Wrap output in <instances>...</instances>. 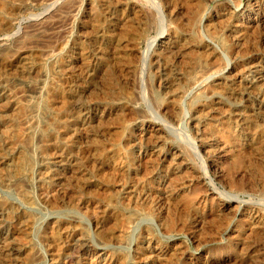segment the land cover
<instances>
[{"label": "rangeland", "instance_id": "1", "mask_svg": "<svg viewBox=\"0 0 264 264\" xmlns=\"http://www.w3.org/2000/svg\"><path fill=\"white\" fill-rule=\"evenodd\" d=\"M254 2L261 6L260 25L241 13ZM262 6L264 0H0V264H264V99L258 96L264 86ZM124 16L127 24L119 21ZM102 34H109V39H102ZM159 37L180 45L179 53L160 52ZM95 46L104 50V59L96 57ZM158 55L163 58L160 64L170 69L156 68ZM181 61L186 63L180 67ZM87 66L96 69L93 81ZM179 73L184 78L177 94L159 87L161 79L176 83ZM245 78H255L252 88H246ZM95 79L101 84L82 94L83 80ZM58 87L69 95L59 94ZM121 94L132 101L134 112L116 111L94 121V110L115 111ZM168 95L173 97L166 104ZM48 109L58 113L54 121H64L65 126L57 130L41 159L35 142ZM174 111L178 119L173 124L168 119ZM195 114L204 122L202 143L209 150L205 153L191 127ZM79 117L85 124L77 121ZM153 128L183 155L182 161L174 162V170L167 162L142 156L145 141L140 129ZM152 168L159 171L158 177L148 178ZM53 176L61 181L54 182ZM171 188L175 193L168 196ZM228 201L237 202L229 204L231 213L219 212L218 205ZM151 208L159 215L153 216ZM82 239L85 244L74 249L75 241ZM233 239L244 248L253 247L258 258L240 261ZM219 252H229L226 261L214 259Z\"/></svg>", "mask_w": 264, "mask_h": 264}, {"label": "bare ground", "instance_id": "2", "mask_svg": "<svg viewBox=\"0 0 264 264\" xmlns=\"http://www.w3.org/2000/svg\"><path fill=\"white\" fill-rule=\"evenodd\" d=\"M48 1H50V0H48ZM120 1V0H119ZM123 1H125V0H123ZM165 1V0H164ZM168 1V0H167ZM170 1V0H169ZM115 2V1H114ZM258 2V1H257ZM77 3V2H76ZM117 2H115V4H116ZM123 3V2H122ZM129 3V2H128ZM164 3H166V2H164ZM169 3V2H168ZM126 4V3H125ZM249 4V3H248ZM263 4V3H262ZM2 5H4V4H2ZM7 5V4H6ZM118 5V4H117ZM124 5V4H123ZM122 5V6H123ZM130 5V4H129ZM93 6V5H92ZM134 6V5H133ZM133 6H131V7H133ZM166 6H169V5H166ZM90 7H91V5H90ZM89 7V8H90ZM119 7V6H118ZM127 7V6H126ZM165 7V6H164ZM170 7V6H169ZM263 7V6H262ZM114 8V7H113ZM128 8V7H127ZM126 8V9H127ZM159 8H160V6H159ZM168 8V7H167ZM264 8V7H263ZM92 9H93V7H92ZM92 9H90V10H92ZM96 9V8H95ZM110 9V8H109ZM124 9V8H123ZM132 9V8H131ZM175 9V8H174ZM3 10V9H2ZM111 10V9H110ZM130 10V9H129ZM128 10V11H129ZM133 10H135L134 8H133ZM165 10V9H164ZM173 10V9H172ZM68 11V10H67ZM140 11V10H139ZM171 11V10H170ZM260 11V12H259ZM93 12V11H92ZM108 13H109V11H107ZM123 12V11H122ZM130 12V11H129ZM150 12V11H149ZM155 12V11H154ZM160 12H161V9H160ZM172 12V11H171ZM170 12V13H171ZM189 12V11H188ZM90 13H91V11H90ZM137 13V12H136ZM139 13V12H138ZM153 13V12H152ZM156 13V12H155ZM159 13V12H158ZM166 13H168V12H166ZM179 13V12H178ZM242 14L243 13H246L247 15H248V19L250 20L249 22L251 23V24H253V25H260V23L262 22V16H261V6H259L256 2H254V3H252L251 5H249V6H247L246 8H245V10L244 11H242L241 12ZM258 13H260L259 15V18H257V19H254V20H251L252 19V15H258ZM10 14V13H9ZM107 14V13H106ZM110 14V13H109ZM114 14V13H113ZM176 14V13H175ZM191 14V13H190ZM92 15V14H91ZM112 15V14H111ZM125 15V14H124ZM133 15V14H132ZM140 15V14H139ZM141 15H142V13H141ZM119 16V15H118ZM117 16V17H118ZM160 16V15H159ZM179 16V15H178ZM198 16V15H197ZM233 16V15H232ZM237 16V15H236ZM92 17V16H91ZM108 17V16H107ZM131 17V16H130ZM172 17V16H171ZM184 17V19H185V16H183ZM49 18V17H48ZM113 18H115V17H113ZM137 18V17H136ZM138 18H139V16H138ZM143 18V17H142ZM142 18H139V19H142ZM145 18V17H144ZM146 18H147V16H146ZM145 18V19H146ZM149 19H150V17H148ZM173 18V17H172ZM237 18H238V16H237ZM244 18V17H243ZM255 18V17H254ZM187 19V18H186ZM236 19V18H235ZM247 19V20H248ZM142 20H144V19H142ZM103 21V20H102ZM106 21V20H105ZM111 21V20H110ZM119 21H121V22H123V24H125L126 22H127V20H126V18H125V16H124V18H119ZM150 21H151V19H150ZM189 21H190V19H189ZM113 22V21H112ZM163 22V21H162ZM196 22V21H195ZM231 22V21H230ZM110 23V22H109ZM128 23V22H127ZM126 23V24H127ZM146 23H148V22H146ZM1 24V23H0ZM129 24H130V22H129ZM190 24H192V22L190 23ZM251 24H249V25H251ZM46 25V24H45ZM230 25H231V23H230ZM50 26V25H49ZM107 26V25H106ZM111 26V25H110ZM113 26V25H112ZM111 26V27H112ZM115 26V25H114ZM118 26V25H117ZM123 26V25H122ZM126 26V25H125ZM240 26V25H239ZM59 27V26H58ZM103 27V26H102ZM42 28V27H41ZM110 27H108V29H109ZM122 28V27H121ZM123 28H125V27H123ZM120 29V28H119ZM119 29H118V32H119ZM125 29H127V28H125ZM100 30V29H99ZM105 30V29H104ZM107 30V29H106ZM130 30V29H129ZM122 31V30H121ZM125 31V30H124ZM124 31H122V32H124ZM97 32V31H96ZM106 32V31H105ZM111 32V31H110ZM114 32V31H113ZM128 33V32H127ZM97 34H98V32H97ZM110 34V33H109ZM109 34H102V36H101V38L102 39H104V40H108L109 39ZM125 34H126V32H125ZM124 34V35H125ZM132 34V33H131ZM122 35H123V33H122ZM121 35V36H122ZM128 35V34H127ZM136 35V34H135ZM118 36V35H117ZM132 36V35H131ZM142 36V35H141ZM236 36H238V35H236ZM244 36V35H243ZM94 37H96V36H94ZM127 37H129V36H127ZM239 37V36H238ZM93 38V37H92ZM97 38H99V37H97ZM114 38V37H113ZM116 38V37H115ZM132 38V37H131ZM133 38H134V36H133ZM132 38V39H133ZM143 38V37H142ZM174 38H176V37H174ZM95 39V38H94ZM93 39V40H94ZM126 39V38H125ZM125 39H123V43H124V41L126 42L127 40H125ZM134 39H136V38H134ZM137 39H139L138 37H137ZM241 39V38H240ZM246 39H248V38H246ZM103 40V41H104ZM130 40V39H129ZM156 40V39H155ZM155 40H153L152 42H154ZM239 40V39H238ZM18 41H19V39H18ZM114 41V40H113ZM174 41V40H173ZM21 42V41H20ZM25 42H27V41H25ZM89 42V41H88ZM97 42V41H96ZM129 43L131 42V41H128ZM132 42H133V40H132ZM132 42H131V44H132ZM135 42H136V40H135ZM134 42V43H135ZM151 42V43H152ZM17 43V42H16ZM92 43V42H91ZM114 43V42H113ZM116 43V42H115ZM151 43H150V45H151ZM158 43H159V49H160V52H162L164 55H166V54H170L171 52H173V51H177V53H179V51H180V49L178 48L179 46H177V45H175L173 42L171 43L167 38H164V37H159L158 38ZM63 44V43H62ZM100 45H101V43H99ZM108 44V43H107ZM106 44V45H107ZM21 45V44H20ZM25 45V44H24ZM23 45V46H24ZM98 45V44H97ZM113 45V44H112ZM114 45H116V44H114ZM130 45V44H129ZM136 45V44H135ZM92 46V45H91ZM99 46V45H98ZM120 46V45H119ZM238 46V45H237ZM96 47V46H95ZM116 47V46H115ZM123 47V46H122ZM128 47H130V48H132V46H128ZM21 48V47H20ZM84 48V47H83ZM97 48V51L95 52V51H93V52H95V54H96V57H98V58H100L101 60L102 59H104V57H105V52H103V51H101L100 49H98V47H96ZM100 48V47H99ZM134 48V47H133ZM135 48H136V46H135ZM37 49V48H36ZM87 49V48H86ZM104 49V48H103ZM117 49V48H116ZM38 50V49H37ZM93 50V49H92ZM110 50V49H109ZM127 50V49H126ZM131 50V49H130ZM133 50V49H132ZM15 51V50H14ZM77 51V50H76ZM88 51V50H87ZM118 51V50H117ZM120 51V50H119ZM19 52V51H18ZM29 52V51H28ZM115 52V51H114ZM125 52V50L122 52V55L124 56L125 54H123ZM183 52V51H182ZM11 53V52H10ZM13 53H15V52H13ZM20 53V52H19ZM26 53V52H25ZM50 54H51V52H49ZM49 53H48V55H49ZM82 53V52H81ZM117 53V52H116ZM121 53V52H120ZM127 53V52H126ZM161 53V54H162ZM166 53V54H165ZM176 53V52H175ZM78 54H80V53H78ZM87 54V53H86ZM112 54H113V52H112ZM115 54V53H114ZM129 54H131V53H129ZM16 55H19L18 53L16 54ZM25 55V54H24ZM83 55H85V54H83ZM89 56H90V54H88ZM117 55H119L118 53H117ZM117 55H116V57H114V58H116L117 59ZM127 55V54H126ZM125 55V56H126ZM139 55V54H138ZM160 55V54H159ZM158 55V56H159ZM172 55V54H171ZM174 55V54H173ZM181 55V54H180ZM179 55V56H180ZM14 56V55H13ZM23 56V55H22ZM29 56V55H28ZM31 56V55H30ZM29 56V57H30ZM44 56V55H43ZM45 56H46V54H45ZM51 56V55H50ZM109 56V55H108ZM121 56V55H120ZM119 56V57H120ZM157 56V57H158ZM163 56V55H162ZM184 56H186V55H184ZM15 57V56H14ZM17 57V56H16ZM27 57V56H26ZM34 57V56H33ZM81 57V56H80ZM85 57H87L86 55H85ZM95 57V56H94ZM111 57V56H110ZM156 57V56H155ZM156 57V60H155V65H156V68L157 67H160L161 68V66H162V64H160V63H162V60H163V58L161 57V56H159L158 58ZM162 58V60H161V58ZM22 58V57H21ZM21 58H19L18 57V59H21ZM90 59L88 60V61H90L91 60V56L89 57ZM181 58H183V55H182V57ZM25 59V58H24ZM110 59V58H109ZM144 59V58H143ZM263 59H264V55H263ZM169 60V59H168ZM41 61V60H40ZM106 61V60H105ZM188 61V60H187ZM258 61V60H257ZM26 62H27V60H26ZM83 62H84V60H83ZM91 62V61H90ZM89 62V63H90ZM96 62V61H95ZM94 62V63H95ZM169 62L170 61H168V64H169ZM185 62V61H184ZM184 62H182L181 61V65H180V67L183 65V64H185ZM261 62L263 63V61L261 60ZM40 63V62H39ZM66 63H67V61H66ZM86 63H87V61H86ZM93 63V62H92ZM106 63V62H105ZM104 63V64H105ZM193 63V62H192ZM258 63V62H257ZM260 63V62H259ZM19 64V63H18ZM24 64V63H23ZM61 64V63H60ZM80 64V63H79ZM82 64V63H81ZM166 64V63H165ZM171 64V63H170ZM194 64V63H193ZM57 65V64H56ZM70 65V64H69ZM85 65V64H84ZM88 65V64H87ZM258 65V64H257ZM262 65H264V64H262ZM81 66H83V65H81ZM86 66V65H85ZM99 66V65H98ZM165 66H167V64L165 65ZM165 66L163 67L164 69H166L165 68ZM256 66V65H255ZM57 67H59L60 69L62 68V67H60V66H58L57 65ZM65 67V66H64ZM96 67V66H95ZM100 67V66H99ZM103 67V66H102ZM106 67H107V65H106ZM109 67V66H108ZM170 65H169V67L167 66V68H169L170 69ZM191 67V66H190ZM51 68H53V65H52V67ZM58 68V69H59ZM105 68V67H104ZM176 68V67H175ZM38 69V68H37ZM57 69V68H56ZM55 69V70H56ZM59 69V70H60ZM85 68L83 67V69H82V73H83V70H84ZM103 69V68H102ZM172 69V68H171ZM174 69V68H173ZM179 69V68H178ZM185 69H187V68H184V70ZM256 69V68H255ZM260 68H258L257 69V72H258V70H259ZM43 70V69H42ZM54 70V69H53ZM62 70V69H61ZM71 70V69H70ZM73 70V69H72ZM101 70V69H100ZM99 70V71H100ZM191 70V69H190ZM35 71V70H34ZM38 71V70H37ZM51 71V70H50ZM63 71H65V68H64V70ZM67 71V70H66ZM103 71V70H102ZM101 71V72H102ZM105 71V70H104ZM162 71V70H161ZM168 71V70H167ZM174 71V70H173ZM177 71V70H176ZM183 71V70H182ZM187 70H185L184 72H186ZM210 71V70H209ZM256 71V70H255ZM262 71V70H261ZM57 72V71H56ZM73 72V71H72ZM71 72V73H72ZM96 72V69H93V67H89V66H87L86 67V73H87V76H88V78L89 79H91V81H93L92 79H94V77L95 76H93V74ZM181 72V71H180ZM208 72V71H207ZM39 73V72H38ZM61 73V72H60ZM64 73V72H63ZM70 73V72H69ZM70 73V74H71ZM167 73V72H166ZM204 73V72H203ZM206 73V72H205ZM254 73V72H253ZM252 73V74H253ZM262 73V72H261ZM56 74V73H55ZM58 74V73H57ZM75 74V73H74ZM96 74V73H95ZM94 74V75H95ZM168 74V73H167ZM173 74V73H172ZM175 74V73H174ZM190 74H192V73H190ZM251 74V73H250ZM258 74H260V73H258ZM76 75V74H75ZM74 75V76H75ZM83 75V74H82ZM105 75V74H104ZM108 75H110V74H108ZM171 75V74H170ZM185 75H187V73L185 74ZM249 75V74H248ZM257 75V74H256ZM264 75V74H263ZM56 76V75H55ZM71 76V75H70ZM73 76V75H72ZM83 76H85V74L83 75ZM86 76V77H87ZM99 76H100V74H99ZM174 77H175V75H173ZM172 76V77H173ZM60 77V76H59ZM81 77V76H80ZM85 77V78H86ZM98 77V76H97ZM103 77V76H102ZM108 77V76H107ZM164 77V76H163ZM162 77V78H163ZM170 77V76H169ZM262 77V76H261ZM264 77V76H263ZM262 77V78H263ZM54 78V77H53ZM61 78V77H60ZM72 79H73V77H71ZM87 78V79H88ZM110 77H108V79H109ZM184 78V75H180V73L179 74H177L176 75V78H175V80L174 81H176V83L174 82V83H172V85H169L168 84V82H170L168 79V82L167 81H165L164 79V81H162V79L161 78H159V79H161L160 81L158 80V85H159V87H162L164 90H167L169 93L170 92H172L173 94V96L175 95V94H177V92L178 91H180L179 90V87H178V84L180 83V81L182 80ZM52 79V78H51ZM56 79V78H55ZM76 78H74L73 80H75ZM81 79H83V77L81 78ZM99 79V78H98ZM172 79V78H171ZM255 79V78H254ZM254 79H243V82H244V84H245V86H246V88H252V86L254 85V83L256 82ZM259 79V78H258ZM53 80V79H52ZM58 80V79H57ZM60 80V79H59ZM72 80V81H73ZM103 80H104V82L106 81L104 78H103ZM78 81V80H77ZM90 80L87 82V81H84L83 80V82H85L86 83V86H84L83 88H84V90H83V92H82V94L83 93H85V94H87V93H89V91H90V89H91V86H95L96 85V87H98V85L99 84H101V83H99L98 84V81L95 79L94 80V82H91ZM55 82V81H54ZM53 82V84L52 85H50V86H52V88H54V87H56V84ZM58 82V81H57ZM60 82V81H59ZM109 82H111V81H109ZM183 82V81H182ZM223 82V81H222ZM258 82V81H257ZM52 83V82H51ZM259 83L261 84V82H260V80H259ZM50 84V83H49ZM82 84H84V83H82ZM82 84H80L81 85V87H82ZM104 85H106V84H109V83H103ZM220 85V84H219ZM61 86V85H60ZM71 86V85H70ZM69 86V87H70ZM107 86V85H106ZM105 86V87H106ZM171 86V87H170ZM261 86H263V82H262V85ZM260 86V87H261ZM77 87H79V86H77ZM100 87V86H99ZM103 87V86H102ZM108 87V86H107ZM106 87V88H107ZM110 87V86H109ZM256 87H257V84H256ZM60 90V92L61 93H59V94H62L63 92L61 91V90H63V88L61 89L60 87H58ZM73 88V87H72ZM71 88V89H72ZM104 88V87H103ZM112 88V87H111ZM255 88V87H254ZM55 89H57V88H55ZM66 89H68V88H66ZM70 89V90H71ZM93 89V88H92ZM95 89H97V88H95ZM100 89V88H99ZM108 89V88H107ZM209 89H211V87L209 88ZM259 89V88H258ZM50 90H52V91H54L53 89H50ZM49 90V91H50ZM65 90V89H64ZM73 90V89H72ZM76 90V89H75ZM79 90V89H78ZM106 90V89H105ZM105 90H104V93H106V92H108V91H106L105 92ZM260 90V92H258L259 94H258V96L259 97H261L262 99H264V86L262 87V88H260L259 89ZM1 91V90H0ZM58 91V92H59ZM66 91L67 90H65V93H66ZM80 91H81V89H80ZM79 91V92H80ZM91 91H93V90H91ZM167 91H165V92H167ZM182 91V90H181ZM213 91V90H212ZM48 92V91H47ZM94 92V91H93ZM165 92H163V93H165ZM167 92V93H168ZM246 92V91H245ZM251 92V91H250ZM253 92V91H252ZM65 93L64 94H62V95H65ZM101 93H102V91H101ZM255 93V92H254ZM49 94V93H48ZM66 94H68L69 95V93H66ZM73 94V93H72ZM75 94V93H74ZM73 94V95H74ZM210 94V93H209ZM209 94H207L208 96H209ZM12 95V94H11ZM58 95V94H57ZM109 95H110V93H109ZM109 95H108V97H109ZM122 95V94H121ZM171 95V94H170ZM170 95H168V96H170ZM60 96V95H59ZM67 95H65L64 97H66ZM77 96V95H76ZM76 96H74V97H76ZM103 96V95H102ZM106 96L107 95H105V99H106ZM112 95H110V97H111ZM117 96V95H116ZM119 96H120V94H119ZM122 96H124V95H122ZM167 96V97H168ZM172 96V97H173ZM214 96H216V95H214ZM52 97V96H51ZM50 96L48 97V99L50 100V98H51ZM58 97V96H57ZM60 97H63V96H60ZM63 97V98H64ZM70 97V96H69ZM78 97V96H77ZM80 97V96H79ZM118 97V96H117ZM172 97L170 96L169 97V99L168 98H166V96H165V100H163V101H165L166 102V104L167 103H170L171 102V100L170 99H172ZM103 98V97H102ZM101 98V99H102ZM207 98V97H206ZM48 99H45V100H48ZM58 99H59V97H58ZM118 99V98H117ZM132 99V98H131ZM161 99V98H160ZM174 99V98H173ZM13 100V99H12ZM48 100V101H49ZM51 100H55V99H51ZM82 100V99H81ZM81 100L79 101V102H81ZM111 100V99H110ZM113 100V99H112ZM115 100V99H114ZM153 100L156 102V98H153ZM157 100H159V99H157ZM41 101H43V100H41ZM58 101V100H57ZM67 101V100H66ZM77 101V100H76ZM90 101V100H89ZM95 101V100H94ZM263 101V100H262ZM1 102V101H0ZM55 102V101H54ZM72 102H73V100H72ZM87 103H88V101H86ZM90 102H92V101H90ZM108 102V101H107ZM111 102V101H110ZM135 102V101H134ZM160 104L162 103L161 101H158ZM45 103V102H44ZM58 103V102H57ZM61 103V102H60ZM66 103V102H65ZM64 103V104H65ZM69 103V102H68ZM77 103V102H76ZM95 103V102H94ZM158 103V104H159ZM46 104V103H45ZM55 104V103H54ZM64 104H63V106H64ZM74 104V103H73ZM79 104V103H78ZM101 104V103H100ZM116 104V103H115ZM2 105V104H1ZM8 105V104H7ZM50 105V104H49ZM117 106V109H116V107H114L116 110L114 111V109H113V111H110V110H106L103 106V108H101V109H97V110H94V121H100L102 118H104V117H106V116H108V115H110V114H116L117 112L119 113V111H120V113H121V111L122 112H125L126 113V115H127V113H129V114H132L133 112H134V106H133V103H132V101L129 99V98H127L126 96H124V97H121V98H119L118 99V101H117V104H116ZM163 105H164V103H163ZM15 106V105H14ZM43 106V105H42ZM51 106V105H50ZM74 106V105H73ZM95 106V105H94ZM2 107L3 106H1V111H2ZM44 107V106H43ZM47 107V106H46ZM55 107V106H54ZM62 107V106H61ZM67 106H65L64 108H65V110L66 111H72V108H71V110H67L68 109V107L66 108ZM75 107V106H74ZM86 107H87V105H86ZM96 107V106H95ZM45 108V107H44ZM56 108H57V104H56ZM69 108V109H70ZM89 108V107H88ZM98 108V107H97ZM39 109V108H38ZM41 109V108H40ZM54 109V108H53ZM61 109V108H60ZM86 109V108H85ZM84 109V110H85ZM94 109V108H93ZM96 109V108H95ZM109 109V108H108ZM10 110V109H9ZM49 110V109H48ZM46 111L47 112V114L45 115V124H44V127H41V129H38L37 128V125L36 126H34V127H36L37 128V130H39V133H38V140L35 142V144H37V147H38V150H39V156H40V158L41 159H43L44 157H45V155L43 156L42 155V153H43V151L48 147V145L49 144H51V142H53L54 140H55V138H56V134H57V130H59L60 128L62 129V127H64L63 126V122H59V121H54L55 120V117H56V115L58 114V113H55L54 111H52V110H49V111ZM57 110H59V108L57 109ZM56 110V111H57ZM64 110V109H63ZM89 110H90V108H89ZM174 110V109H173ZM212 110V109H211ZM32 111V110H31ZM66 111H65V113H66ZM92 111V110H91ZM117 111V112H116ZM16 112H18V111H16ZM58 112V111H57ZM61 113H64V112H62V111H60ZM59 112V113H60ZM74 112V111H73ZM72 112V113H73ZM116 112V113H115ZM175 112V114H171V116L169 117V121H171L173 124L174 123H176L177 122V112L176 111H174ZM180 112H181V110H180ZM202 112V111H201ZM60 113V114H61ZM64 113V114H65ZM68 113V112H67ZM71 112H69V114H70ZM71 113V114H72ZM75 113V112H74ZM87 113H89V112H87ZM92 113V112H91ZM119 113V114H120ZM199 113V112H198ZM197 113V114H198ZM238 113V112H237ZM12 114V113H11ZM42 114H44L43 112H42ZM68 114V115H69ZM128 114V115H129ZM202 114V113H201ZM200 114V115H201ZM67 115V114H66ZM73 115V114H72ZM84 115V114H83ZM93 115V114H92ZM118 115V114H117ZM125 115V114H124ZM133 115H135V114H133ZM196 115V114H195ZM207 115V114H206ZM205 115V116H206ZM0 116H2V115H0ZM59 116V115H58ZM76 115H74V117H75ZM79 116V115H78ZM81 116H82V114H81ZM89 116H90V113H89ZM111 116V115H110ZM112 116H114V115H112ZM130 117H131V115H129ZM140 116H141V114H140ZM203 116V115H202ZM208 116H210L209 114H208ZM207 116V117H208ZM28 117V116H27ZM72 118H73V116H71ZM86 117V116H85ZM84 117V118H85ZM127 117V116H126ZM142 117V116H141ZM4 118V117H3ZM24 118V117H23ZM30 118V117H29ZM33 118V117H32ZM31 118V119H32ZM58 118H60V116L58 117ZM57 118V119H58ZM67 118V117H66ZM107 118V117H106ZM109 118V117H108ZM212 119H213V117H211ZM1 119V118H0ZM27 118H25L24 120H26ZM61 119H63V118H61ZM60 119V120H61ZM69 119V118H68ZM77 119V121H79V123L81 122L82 124L84 123V121H83V119H81V117H79V118H76ZM92 119V118H91ZM127 119V118H126ZM129 119V118H128ZM132 119H134L133 118V116H132ZM67 120V119H66ZM72 120H74V118L72 119ZM93 120V119H92ZM207 120H208V118H207ZM209 120H210V118H209ZM2 121V120H1ZM30 121V120H29ZM43 121V120H42ZM62 121V120H61ZM101 121H103V120H101ZM134 121L136 122V124L139 122V118L138 117H136L135 119H134ZM141 121V120H140ZM214 121V120H213ZM223 121V120H222ZM27 122V121H26ZM68 122H71V121H68ZM142 123H138L139 124V127H145V125H144V123H143V121H141ZM208 122V121H207ZM212 122V121H211ZM63 123V124H62ZM72 123V122H71ZM74 123H76V122H74ZM86 123H88V122H86ZM94 123V122H93ZM169 123V122H168ZM202 123H204L203 122V119H202V117H199V116H193V119H192V125H191V127L193 126V128L192 129H194L193 131L195 132V134H196V136L194 135V137H198L197 139H198V141H200V144H199V149L202 151V152H208L209 150H207L206 149V147H205V143H202V141H203V138H205L204 137V135H201V124ZM229 123V122H228ZM35 124H37V123H35ZM43 124V123H42ZM66 124V123H65ZM78 124V123H77ZM85 124V123H84ZM34 125V124H33ZM71 124H69V126H70ZM74 125V124H73ZM91 125V124H90ZM141 125V126H140ZM153 125V124H152ZM5 126V125H4ZM69 126H67L68 128H69ZM78 126H80V125H78ZM77 126V127H78ZM82 126V125H81ZM84 126H87V124L86 125H84ZM100 126V125H99ZM209 126V125H208ZM76 127V126H75ZM76 127V128H77ZM153 127V126H152ZM165 127V126H164ZM203 127V126H202ZM28 128V127H27ZM26 128V129H27ZM66 128V127H65ZM67 128V129H68ZM78 128H80V127H78ZM77 128V129H78ZM255 128V127H254ZM64 129V128H63ZM72 129H74V128H72ZM151 129V128H150ZM154 129V128H153ZM191 129V128H190ZM204 129V128H203ZM203 129H202V131H203ZM249 129V128H248ZM5 130V129H4ZM3 130V131H4ZM29 130V129H28ZM36 130V129H35ZM48 130H50L49 132L50 133H48V132H46V131H48ZM141 130V135H143V136H141L142 137V139L145 141V144L142 146V147H140V149H142L141 151H142V156H147V157H149L150 159H152V161H154V162H160V161H164V162H167V163H169V169L170 170H174V168H173V164H174V162H176V159H180L181 158V161L183 160L182 159V157H183V155L182 154H180L181 152L180 151H178L177 149H175V148H173L172 146H167L166 145V142L163 140V138H162V136H161V131H159V128H155L154 130H145V129H140ZM74 131V130H73ZM85 131V130H84ZM204 131H205V129H204ZM260 131V130H259ZM30 132V131H29ZM33 132V131H32ZM64 132V131H63ZM69 132H70V130H69ZM71 132H72V130H71ZM127 132V131H126ZM130 132V131H129ZM251 132V131H250ZM3 133V132H2ZM28 133V132H27ZM74 133V132H73ZM72 133V134H73ZM85 133V132H84ZM84 133H83V135H84ZM208 133V132H207ZM253 133V132H252ZM62 134V133H61ZM60 134V135H61ZM60 135H58L59 137H60ZM67 135V134H66ZM81 135V134H80ZM139 135V134H138ZM254 136H255V134H253ZM10 136V135H9ZM26 136V135H25ZM36 136H37V134H36ZM75 136V135H74ZM86 136V135H85ZM88 136V135H87ZM32 137V136H31ZM64 138H65V136H63ZM62 137V138H63ZM67 137H68V135H67ZM210 137V136H209ZM37 138V137H36ZM61 138V139H62ZM86 138V137H85ZM207 138V137H206ZM212 138V137H211ZM215 138V137H214ZM213 138V139H214ZM252 138V137H251ZM66 139V138H65ZM72 139V138H71ZM71 139H69V140H71ZM140 139V138H139ZM209 139V138H208ZM216 139V138H215ZM58 140H60V139H58ZM68 140V141H69ZM67 141V142H68ZM69 142H71V141H69ZM69 142H68V144H69ZM212 142L213 143H215V141H213L212 140ZM222 142V141H221ZM56 143V142H55ZM67 144V143H66ZM70 144H72L71 145V147L72 148H75V144H73V142H71ZM69 144V145H70ZM226 144V143H225ZM57 145V144H56ZM140 145V144H139ZM209 145V144H208ZM13 146V145H12ZM30 146H31V144H30ZM67 146V145H66ZM141 146V145H140ZM211 146V145H210ZM214 146V145H213ZM9 147V146H8ZM33 147V146H32ZM36 147V146H35ZM50 147V146H49ZM68 147V146H67ZM208 147V146H207ZM16 148V147H15ZM14 148V149H15ZM26 148V147H25ZM27 149V148H26ZM36 149V148H35ZM34 149V150H35ZM65 149V148H64ZM71 149V148H70ZM215 149V148H214ZM218 149V148H217ZM13 150V149H12ZM69 150V149H68ZM224 150V149H223ZM29 151V150H28ZM36 151V150H35ZM214 151V150H213ZM59 152V151H58ZM66 152H67V150H66ZM71 152V151H70ZM37 153V152H36ZM64 153V152H63ZM94 153V152H93ZM214 153H216V152H214ZM219 153H222V150H220V152ZM73 154V153H72ZM217 154V153H216ZM223 154V153H222ZM49 155V154H48ZM65 155V154H64ZM68 155H70V154H68ZM20 156V155H19ZM38 156V157H39ZM59 156V155H58ZM63 156V155H62ZM67 157V156H66ZM70 157V156H69ZM19 158V157H18ZM60 158V157H59ZM65 158V157H64ZM63 158V159H64ZM14 159V158H13ZM21 159V158H20ZM71 159H72V157H71ZM22 160V159H21ZM60 160V159H59ZM62 160V159H61ZM142 160V159H141ZM73 161V160H72ZM22 162V161H21ZM20 162V163H21ZM29 162V161H28ZM45 162V161H44ZM63 162V161H62ZM64 162H65V160H64ZM64 162H63V164H64ZM142 162V161H141ZM145 162V161H144ZM178 162V165H179V160L177 161ZM226 162V161H225ZM66 163V162H65ZM68 163V162H67ZM66 163V164H67ZM72 163V162H71ZM163 163V162H162ZM31 164V163H30ZM158 164V163H157ZM177 164V163H176ZM20 165V164H19ZM151 165V164H150ZM153 166L152 167H154V164H152ZM74 166H75V164H74ZM167 166V165H166ZM159 167V166H158ZM176 167V166H175ZM210 167H211V165H210ZM26 168V167H25ZM68 168H69V166H68ZM151 169V168H150ZM153 169V168H152ZM177 169V168H176ZM175 169V170H176ZM185 169V168H184ZM25 170V169H24ZM156 170V169H155ZM154 169L151 171V173L149 174V177L148 178H154V176L155 177H158L159 175H160V173H159V171H155ZM2 172V171H1ZM17 172V171H16ZM24 172V171H23ZM27 172V171H26ZM150 172V171H149ZM168 172V171H167ZM189 172V171H188ZM17 173H19V172H17ZM43 173V172H42ZM47 173V172H46ZM45 173V174H46ZM183 173V172H182ZM206 173V172H205ZM185 174V173H184ZM188 174V173H187ZM2 175V174H1ZM0 175V176H1ZM162 175V174H161ZM54 177L55 176H53L52 178L54 179ZM81 177V176H80ZM165 177H166V175H165ZM56 179H54V182H60L61 181V178L60 177H55ZM189 178H190V176H189ZM1 179V178H0ZM75 179H76V177H75ZM162 179V178H161ZM160 179V180H161ZM4 180V179H3ZM52 180V179H51ZM63 180V179H62ZM154 180V179H153ZM163 180V179H162ZM169 180V179H168ZM7 181V180H6ZM87 181V180H86ZM64 183V182H63ZM262 183V182H261ZM55 184V183H54ZM147 184V183H146ZM188 184H190V183H188ZM61 185V184H60ZM158 185H159V183H158ZM160 185H162V184H160ZM159 185V186H160ZM166 185V184H165ZM153 186L154 185H152V188H153ZM155 188L157 187L158 188V186H154ZM168 196H172L174 193H175V189L174 188H171V189H169L168 191ZM67 193V192H66ZM165 194H167V193H165ZM42 195V194H41ZM219 195V194H218ZM67 197H68V195H67ZM170 198V197H169ZM172 198V197H171ZM213 198V197H212ZM224 199V198H223ZM213 200V199H212ZM140 202V201H139ZM147 203V202H146ZM145 203V204H146ZM193 203V202H192ZM191 203V204H192ZM235 203H237V202H234V201H228V202H221L219 205H218V211L219 212H230L231 213V211H232V209H231V207L229 206V204H233V206H234V204ZM72 204V203H71ZM152 204V203H151ZM168 205V204H167ZM195 205V204H194ZM93 206V205H92ZM150 206H152V205H150ZM149 207V206H148ZM153 207V206H152ZM155 207V206H154ZM153 207V208H154ZM192 207V206H191ZM216 207V206H215ZM3 208V207H2ZM146 209H147V207H145ZM156 208V207H155ZM235 208V207H234ZM144 209V208H143ZM256 209V208H255ZM145 210V209H144ZM151 210V211H150ZM163 210V209H162ZM189 210V209H188ZM216 210V211H217ZM234 210V209H233ZM95 211V210H94ZM148 211V210H147ZM149 211L151 212V213H153V216H156L157 214H156V211H158V210H153L152 208L151 209H149ZM160 211H161V209H160ZM217 211V212H218ZM190 212V211H189ZM212 212V211H211ZM215 212V211H214ZM148 213V212H147ZM150 213V214H151ZM159 213V212H158ZM216 213V212H215ZM154 214H156V215H154ZM199 214V213H198ZM229 214V213H228ZM253 214V213H252ZM159 215V214H158ZM157 215V216H158ZM250 215H251V213H250ZM93 216V215H92ZM219 216V215H218ZM254 216V215H253ZM256 216V215H255ZM113 217V216H112ZM216 217V216H215ZM94 218V217H93ZM132 218V217H131ZM171 218V217H170ZM251 218V217H250ZM252 218H254V217H252ZM160 219V218H159ZM244 219V218H243ZM256 219V218H255ZM128 221V220H127ZM167 221V220H166ZM258 221V220H257ZM95 222V221H94ZM158 222V221H157ZM199 222V221H198ZM213 222V221H212ZM256 222V221H255ZM163 223V225H164V221L162 222ZM186 223V222H185ZM190 223V222H189ZM260 225H261V223H259ZM215 225V224H214ZM257 226H258V224H256ZM256 225H255V227H256ZM165 226V225H164ZM182 226V225H181ZM188 226V225H187ZM1 227V226H0ZM194 227V226H193ZM249 227H252V226H249ZM254 227V228H255ZM95 228V227H94ZM103 228V227H102ZM212 228V227H211ZM257 228V227H256ZM164 229V228H163ZM191 228H189L188 230H190ZM247 229V228H246ZM250 230L252 229V228H249ZM174 230V229H173ZM195 230V229H194ZM239 230V229H238ZM249 230V231H250ZM253 230V229H252ZM255 230V229H254ZM170 231V230H169ZM240 231V230H239ZM256 231V230H255ZM173 232V231H172ZM194 232V231H193ZM251 232V231H250ZM257 232V231H256ZM190 233H192V232H190ZM231 233V232H230ZM234 233V232H233ZM236 233V232H235ZM102 234V233H101ZM238 234V233H237ZM240 234V233H239ZM146 235V234H145ZM171 235V234H170ZM235 235V234H234ZM233 235V236H234ZM259 235H260V233H259ZM259 235H257L258 237H259ZM190 236V235H189ZM194 236V235H193ZM214 236V235H213ZM191 237H192V235H191ZM232 237V236H231ZM258 237H256L257 239H258ZM114 238V237H113ZM123 238V237H122ZM207 238V237H206ZM237 238V237H236ZM235 238V239H236ZM260 238V237H259ZM263 237H261L260 239H262ZM150 239L151 238H149V237H147V242L146 243H148V242H150ZM193 239H194V237H193ZM216 239V238H215ZM242 239V238H241ZM251 238L249 237L248 238V236H247V239L246 240H250ZM234 240V239H233ZM239 240H240V237H239ZM256 240V239H255ZM235 242H233V244H232V246H233V248H235L236 250L238 249V252H241L240 254H242V255H240L241 257L239 258L240 259V261H244V260H248V259H253V257H256V259L258 258L257 257V255H254V251H253V247H246V248H244L243 246H240V244L241 243H239L237 240H234ZM244 241H245V239H244ZM260 241V240H259ZM263 241V240H262ZM85 241L82 239V241L81 240H77V241H75V245H74V249H75V246L77 245V244H80L81 246L82 245H84L85 243H84ZM200 242V241H199ZM258 242V241H257ZM257 242H254V244L256 243L257 244ZM261 242V241H260ZM260 242H259V244H260ZM243 243V242H242ZM245 243V242H244ZM263 243V242H262ZM261 243V244H262ZM255 244V245H256ZM153 246H154V244H152ZM248 245V244H247ZM258 245V244H257ZM147 246H148V244H147ZM239 246H240V248H239ZM260 245H258V246H255V247H259ZM262 246V245H261ZM78 247V246H77ZM76 247V248H77ZM80 247V246H79ZM150 247H152V246H150ZM159 247V246H158ZM153 248V247H152ZM156 248V247H155ZM73 249V248H72ZM154 249V248H153ZM161 249V248H160ZM182 249V248H181ZM235 249H233V253H236V251H235ZM215 250V249H214ZM225 250V249H224ZM228 250V249H227ZM260 250H262V249H260ZM76 251H78V250H76ZM151 251V250H150ZM139 252V251H138ZM231 253H230V256H231V254H232V251H230ZM101 253V252H100ZM229 253V252H228ZM228 253L227 252H219V254H217L216 256H215V260L217 261V262H223V261H226V259L228 258ZM258 253V252H257ZM256 253V254H257ZM260 253V252H259ZM237 254V253H236ZM209 255V254H208ZM233 255V254H232ZM237 255H239V254H237ZM264 255V254H263ZM157 257V256H156ZM212 257V256H211ZM263 257V256H262ZM101 258V257H100ZM151 258V257H150ZM149 258V259H150ZM231 258V257H230ZM203 259V258H202ZM237 259V258H236ZM255 259V260H256ZM214 260V261H215ZM230 260V259H229ZM234 260V259H233ZM255 260H253V261H255ZM262 260H263V258H262ZM110 261V260H109ZM150 261V260H149ZM213 261V260H212ZM238 261V260H237ZM250 261V260H249ZM70 262V261H69ZM202 262V261H201ZM262 262V261H261ZM263 262H264V260H263ZM262 262V263H263ZM207 263V262H206ZM213 263V262H212ZM230 263V262H229ZM238 263H239V261H238ZM244 263V262H243ZM246 263V262H245ZM244 263V264H245ZM201 264H204V263H201ZM217 264V263H216ZM222 264V263H221ZM224 264H227V263H224ZM231 264V263H230ZM253 264H255V263H253Z\"/></svg>", "mask_w": 264, "mask_h": 264}]
</instances>
